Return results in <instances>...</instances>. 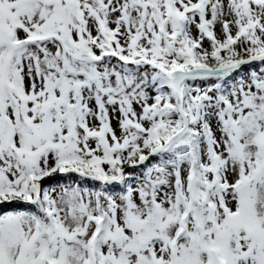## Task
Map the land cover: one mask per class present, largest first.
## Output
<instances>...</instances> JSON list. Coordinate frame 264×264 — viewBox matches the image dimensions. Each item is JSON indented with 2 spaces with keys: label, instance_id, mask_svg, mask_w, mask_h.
Here are the masks:
<instances>
[{
  "label": "snow or ice",
  "instance_id": "6c2138e0",
  "mask_svg": "<svg viewBox=\"0 0 264 264\" xmlns=\"http://www.w3.org/2000/svg\"><path fill=\"white\" fill-rule=\"evenodd\" d=\"M0 264H264V0H0Z\"/></svg>",
  "mask_w": 264,
  "mask_h": 264
}]
</instances>
